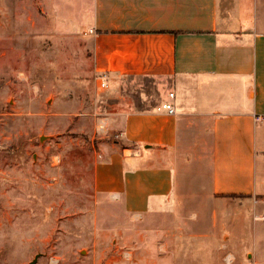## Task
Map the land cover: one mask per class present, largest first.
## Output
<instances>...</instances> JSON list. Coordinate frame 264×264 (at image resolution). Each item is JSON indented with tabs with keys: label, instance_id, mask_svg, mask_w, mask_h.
<instances>
[{
	"label": "crops",
	"instance_id": "crops-1",
	"mask_svg": "<svg viewBox=\"0 0 264 264\" xmlns=\"http://www.w3.org/2000/svg\"><path fill=\"white\" fill-rule=\"evenodd\" d=\"M90 1L95 75L108 99L138 98L102 120L121 134L101 142L95 169L99 200L127 211L114 245L143 264H210L200 249L184 260L179 241L208 237L222 252L210 205L264 198V0ZM165 102L175 114L157 110Z\"/></svg>",
	"mask_w": 264,
	"mask_h": 264
},
{
	"label": "rangeland",
	"instance_id": "rangeland-1",
	"mask_svg": "<svg viewBox=\"0 0 264 264\" xmlns=\"http://www.w3.org/2000/svg\"><path fill=\"white\" fill-rule=\"evenodd\" d=\"M91 10L90 0H0V264L145 261L114 245L127 211L95 189L100 144L118 139L113 120L108 132L97 126L138 98L99 90L85 35ZM211 210V249L224 234L229 246L213 256L208 237H181L183 259L200 249L210 264H264V198L217 199Z\"/></svg>",
	"mask_w": 264,
	"mask_h": 264
},
{
	"label": "built area",
	"instance_id": "built-area-1",
	"mask_svg": "<svg viewBox=\"0 0 264 264\" xmlns=\"http://www.w3.org/2000/svg\"><path fill=\"white\" fill-rule=\"evenodd\" d=\"M90 32L93 33V30H90ZM96 82H97L99 90L109 89V79L106 74L98 75L96 77ZM169 95L171 98L174 97V93H170ZM157 110L160 112H167L168 114H172V115L175 114L176 112L174 105L170 102H165V103L160 104L157 107ZM105 129H106L105 124L101 121L98 125V131L104 132ZM120 137H121V134L116 135V138L119 139ZM263 220H264V216H263Z\"/></svg>",
	"mask_w": 264,
	"mask_h": 264
},
{
	"label": "water",
	"instance_id": "water-1",
	"mask_svg": "<svg viewBox=\"0 0 264 264\" xmlns=\"http://www.w3.org/2000/svg\"><path fill=\"white\" fill-rule=\"evenodd\" d=\"M34 262H35V261H33V263H31V264H34Z\"/></svg>",
	"mask_w": 264,
	"mask_h": 264
}]
</instances>
